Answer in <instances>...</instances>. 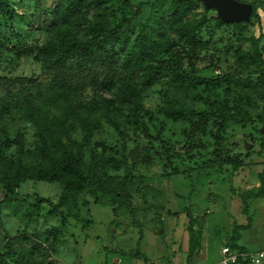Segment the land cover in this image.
Wrapping results in <instances>:
<instances>
[{"label":"rangeland","instance_id":"374dc122","mask_svg":"<svg viewBox=\"0 0 264 264\" xmlns=\"http://www.w3.org/2000/svg\"><path fill=\"white\" fill-rule=\"evenodd\" d=\"M10 1L13 14L0 7V74L41 75L43 61L37 48L50 34L57 0ZM148 1L100 0L90 15L92 21L111 28L142 7L126 37L110 48L119 53L120 65L144 24L159 16L167 19L173 9L172 0ZM197 1L185 19L203 21L207 17L208 21L201 29L204 45L195 57L186 55L181 45L167 44L151 56L152 61H179L195 83L165 80L145 93L144 122L150 136L128 124L119 134L103 121L92 149L87 150V160L96 153L111 175H125V156L134 162L133 173L142 179L132 187L133 208L116 216L114 207L91 191L86 199L93 225L84 229L72 217L63 224L61 216L50 213L61 203V184L52 180L25 181L13 196L15 201L0 207V264H156L187 246L191 217L204 233L207 264L222 259L226 239L231 238L237 224H248L249 216L253 219L251 228L240 230L239 243L251 252L264 248V196L250 201L248 213L243 211L240 197L242 192L261 184L264 85L251 57L250 44L238 39V28L220 25L217 10L207 9L203 1ZM252 1H257V16L248 22L247 36L259 35L261 29L264 33V0H243ZM3 2L0 0V4ZM166 31V42L179 41L176 31L169 27ZM81 37L89 39L93 34L83 31ZM260 43L264 57V38ZM220 102L241 107L248 121L225 123L220 118L208 120L201 116L202 112L217 109ZM185 107L196 113L198 127L172 118ZM6 123L12 136L24 135L26 151L37 148L31 123L21 119ZM74 138L82 141L80 130ZM95 143L104 144L106 149ZM247 143L251 145L249 149ZM16 155L18 146L14 144L0 161V169ZM228 159H233V164L227 163ZM4 195L0 184V202ZM78 205L81 217L87 218L88 209L81 198ZM61 208L76 212L66 204ZM138 249L140 257L135 256Z\"/></svg>","mask_w":264,"mask_h":264},{"label":"trees","instance_id":"16d2710c","mask_svg":"<svg viewBox=\"0 0 264 264\" xmlns=\"http://www.w3.org/2000/svg\"><path fill=\"white\" fill-rule=\"evenodd\" d=\"M10 2L4 0L0 7L13 14ZM99 3L100 0H57L51 14L50 34L37 48L43 61L42 74H0V161L14 144L18 146V155L9 157L5 166L0 169V184L5 191L0 207L15 201L13 196L23 182L52 180L61 184L63 197L59 205L50 209V213L61 216L63 224L72 217L84 229L93 225L86 199V194L91 191L99 193L112 205L116 216L132 209V187L142 179L133 173L134 162H130L125 156V175H111L105 168L103 159L96 153L91 160H87V150L92 149L93 138L103 128V121L119 134L124 133L123 129L128 124L141 128L150 136L144 122L145 93L165 80L195 83L191 73L179 61L165 58L152 61L151 56L154 51L167 44L168 47L181 45L186 55L195 57L196 51L204 45L201 29L208 21L207 17L203 21L185 19L198 3L197 0H172L173 9L167 19L159 16L154 22L145 23L122 65L119 64V53L110 48L126 37L142 7L139 6L133 16L107 28L90 18ZM251 3L254 7L252 17H255L257 1ZM216 20L220 25H235L239 41L250 44L251 57L258 66L260 82L264 85V57L260 43L264 38L262 29L259 35L247 36L249 23L228 24L218 17ZM166 27L179 34V41H165ZM83 31L92 33L93 38L81 37ZM112 91V96L106 95ZM89 92L92 93L91 96ZM217 104V109L202 112L201 116L208 120L220 118L225 123L240 124L248 121L241 107L234 108L227 102ZM172 118L175 121L189 122L193 127L199 125L196 113L186 107L174 113ZM9 119H21L32 124L38 142L34 151L25 150L24 135H11L6 123ZM78 130L81 131L82 141L74 138ZM95 146L106 149L102 143H95ZM226 162L233 164V159ZM259 179V187L240 195L245 213L249 212L252 199L264 196V167L259 173ZM78 198L83 200V205L88 209L87 218L80 215ZM65 204L72 206L76 212L62 209L61 206ZM248 220L246 225L237 224L231 238L226 239L232 250L249 252L246 246L239 243L240 230L251 228L253 219L249 216ZM196 223L191 217L188 224V260L202 247L204 240V233L196 228ZM7 248L10 253V244ZM135 256H142L139 249ZM166 259L165 264H171L170 257L167 256Z\"/></svg>","mask_w":264,"mask_h":264},{"label":"water","instance_id":"95a60500","mask_svg":"<svg viewBox=\"0 0 264 264\" xmlns=\"http://www.w3.org/2000/svg\"><path fill=\"white\" fill-rule=\"evenodd\" d=\"M207 9L217 10L219 18L228 24L250 22L254 11L252 3L239 0H201ZM262 132L264 130L262 129ZM251 145L247 143L249 149Z\"/></svg>","mask_w":264,"mask_h":264},{"label":"built area","instance_id":"2783aa9c","mask_svg":"<svg viewBox=\"0 0 264 264\" xmlns=\"http://www.w3.org/2000/svg\"><path fill=\"white\" fill-rule=\"evenodd\" d=\"M223 257L219 264H237L248 262L250 264H264V248L256 252H242L232 250L227 244L222 248Z\"/></svg>","mask_w":264,"mask_h":264},{"label":"crops","instance_id":"0c3cea01","mask_svg":"<svg viewBox=\"0 0 264 264\" xmlns=\"http://www.w3.org/2000/svg\"><path fill=\"white\" fill-rule=\"evenodd\" d=\"M226 244H227V242H225V245ZM204 247H205V243L203 240L202 247L198 251H196V253L193 255L191 260H188V255H189V252H188L189 251V243H188L187 246L183 247L181 251L176 249L171 255L167 254L166 256H164L163 260L156 262V264L164 263V262L166 263L167 262V259H166L167 256L170 257L171 264H207L204 262V261H206V256H205V253L203 252ZM179 253H183V255L180 256ZM118 262L119 261L116 260V263H118ZM219 263H220V261L217 262L216 264H219ZM238 264H245V263L239 262ZM248 264H250V263H248Z\"/></svg>","mask_w":264,"mask_h":264}]
</instances>
